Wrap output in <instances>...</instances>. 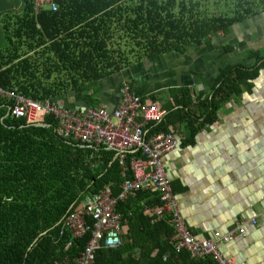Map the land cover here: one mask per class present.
Returning <instances> with one entry per match:
<instances>
[{"label": "trees", "instance_id": "16d2710c", "mask_svg": "<svg viewBox=\"0 0 264 264\" xmlns=\"http://www.w3.org/2000/svg\"><path fill=\"white\" fill-rule=\"evenodd\" d=\"M54 1L55 12L34 15L32 0H25L21 13L8 16L13 31L8 46L0 49V88L58 104L68 93L89 102L88 92L98 81L143 60L181 52L187 44L225 36L264 12V0H224L226 8L212 16L200 0ZM248 55L256 61L253 68L224 66L209 94L199 95L194 104L189 90H181L180 108L166 117L179 114L193 135L209 126L220 106L257 78L264 56L260 51ZM44 124L28 126L9 116L0 102V264H75L87 237L73 241L60 234V220L105 187L117 197L125 180L112 153L59 140L52 117ZM147 129L148 134L168 133L163 123ZM159 207L157 196L145 191L119 201L116 209L125 218L121 246L98 251L94 264H214L175 252L167 219L154 216Z\"/></svg>", "mask_w": 264, "mask_h": 264}, {"label": "crops", "instance_id": "0c3cea01", "mask_svg": "<svg viewBox=\"0 0 264 264\" xmlns=\"http://www.w3.org/2000/svg\"><path fill=\"white\" fill-rule=\"evenodd\" d=\"M24 2L0 0V15L21 13ZM243 23L225 36L187 44L181 52L143 60L98 81L88 92L89 102L73 93L58 102L76 113L89 107L113 111L126 81L143 103L165 110L161 123L178 146L162 161L190 234L206 241L234 234L232 242L217 246L220 255L237 264H264V64L257 78L242 85L240 94L221 105L215 120L194 135L179 114L166 117L180 108L181 90H189L194 104L199 95L209 94L224 66L251 69L256 61L248 53L264 56V12Z\"/></svg>", "mask_w": 264, "mask_h": 264}, {"label": "built area", "instance_id": "2783aa9c", "mask_svg": "<svg viewBox=\"0 0 264 264\" xmlns=\"http://www.w3.org/2000/svg\"><path fill=\"white\" fill-rule=\"evenodd\" d=\"M32 5L34 15L45 10H57L54 0H32ZM0 102L7 105L9 116L24 119L28 126L45 127L44 118L52 117L56 122V138L81 149L112 153L113 160L121 169L120 175L125 180L117 197L112 196L109 187H105L99 193L87 196L75 212L64 216L59 222L60 234H68L70 240L87 237L75 264H94L98 251L115 250L121 246L125 218L117 211V204L139 191L157 196L160 207L154 216L167 219L173 232L171 241L176 243V253L184 252L194 261L209 258L214 264H237L224 259L217 248L219 244L232 242L234 234L215 235L213 241L197 240L190 234L176 197L171 192L162 161L166 154L177 148L178 142L171 134H148L147 129L160 124L166 111L154 102L143 103L126 81L121 83L120 100L113 111L89 107L76 113L57 102L35 101L2 88ZM36 116L38 119H35ZM127 174L129 179L126 178Z\"/></svg>", "mask_w": 264, "mask_h": 264}, {"label": "rangeland", "instance_id": "374dc122", "mask_svg": "<svg viewBox=\"0 0 264 264\" xmlns=\"http://www.w3.org/2000/svg\"><path fill=\"white\" fill-rule=\"evenodd\" d=\"M200 1L202 4V9L204 8V10L207 11L209 16L218 15L224 10L223 8H226V4H224L225 3L224 0H222V1L221 0H200ZM225 11L223 13H225ZM15 13L16 12L5 13V17L0 15V49L7 47L9 44L7 41V38L12 37L13 24H12V22H11V24H9L10 20L8 19V16L12 17V15H14ZM2 19H5V20L8 19L9 21L8 22H2ZM243 22L239 23V26H242V24H244ZM2 24H4V26L8 28L7 31H3ZM261 50H263V49H261ZM35 119H38V116H36Z\"/></svg>", "mask_w": 264, "mask_h": 264}, {"label": "water", "instance_id": "95a60500", "mask_svg": "<svg viewBox=\"0 0 264 264\" xmlns=\"http://www.w3.org/2000/svg\"><path fill=\"white\" fill-rule=\"evenodd\" d=\"M36 127H38V126H36Z\"/></svg>", "mask_w": 264, "mask_h": 264}]
</instances>
